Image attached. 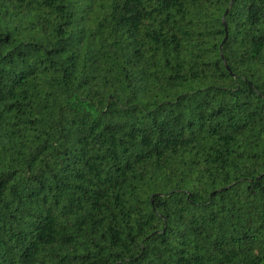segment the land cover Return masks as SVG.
Segmentation results:
<instances>
[{"label": "trees", "instance_id": "trees-1", "mask_svg": "<svg viewBox=\"0 0 264 264\" xmlns=\"http://www.w3.org/2000/svg\"><path fill=\"white\" fill-rule=\"evenodd\" d=\"M0 264H264V0H0Z\"/></svg>", "mask_w": 264, "mask_h": 264}]
</instances>
